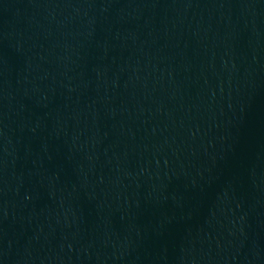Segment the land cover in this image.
<instances>
[{
  "label": "water",
  "instance_id": "95a60500",
  "mask_svg": "<svg viewBox=\"0 0 264 264\" xmlns=\"http://www.w3.org/2000/svg\"><path fill=\"white\" fill-rule=\"evenodd\" d=\"M0 264H264V0H0Z\"/></svg>",
  "mask_w": 264,
  "mask_h": 264
}]
</instances>
